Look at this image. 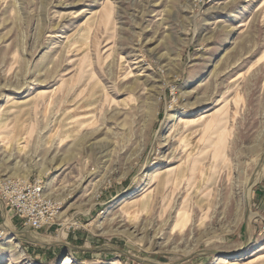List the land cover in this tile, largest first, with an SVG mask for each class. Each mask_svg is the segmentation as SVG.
I'll use <instances>...</instances> for the list:
<instances>
[{
	"label": "rangeland",
	"instance_id": "1",
	"mask_svg": "<svg viewBox=\"0 0 264 264\" xmlns=\"http://www.w3.org/2000/svg\"><path fill=\"white\" fill-rule=\"evenodd\" d=\"M4 177L0 264H264V0H0Z\"/></svg>",
	"mask_w": 264,
	"mask_h": 264
},
{
	"label": "built area",
	"instance_id": "2",
	"mask_svg": "<svg viewBox=\"0 0 264 264\" xmlns=\"http://www.w3.org/2000/svg\"><path fill=\"white\" fill-rule=\"evenodd\" d=\"M0 201L25 227L34 231L48 226L55 214L54 204L37 180L0 178Z\"/></svg>",
	"mask_w": 264,
	"mask_h": 264
},
{
	"label": "bare ground",
	"instance_id": "3",
	"mask_svg": "<svg viewBox=\"0 0 264 264\" xmlns=\"http://www.w3.org/2000/svg\"><path fill=\"white\" fill-rule=\"evenodd\" d=\"M104 16V15H103ZM204 118V117H203ZM207 119V118H206ZM261 168V167H260ZM163 198V197H162ZM36 238H38L39 240H41V238H39V237H36ZM68 264V263H67Z\"/></svg>",
	"mask_w": 264,
	"mask_h": 264
}]
</instances>
